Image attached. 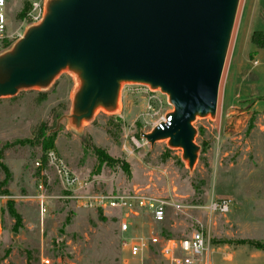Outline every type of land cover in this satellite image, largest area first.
Here are the masks:
<instances>
[{
	"label": "rangeland",
	"instance_id": "374dc122",
	"mask_svg": "<svg viewBox=\"0 0 264 264\" xmlns=\"http://www.w3.org/2000/svg\"><path fill=\"white\" fill-rule=\"evenodd\" d=\"M8 49L32 22V2L7 0ZM257 34V35H256ZM254 35L259 43L254 41ZM264 0H241L220 87L214 119H197L201 147L193 171L181 151L165 142L135 149L130 138L172 110L160 92L123 85L119 110L98 111L80 133L65 120L74 80L62 73L46 91H22L0 99V264H167L156 248L141 258L122 249V234L113 211L77 209L60 198L63 190L48 170L50 201L41 216L29 197L43 160L44 136L55 134L53 149L64 163L91 182L94 191H143L166 204L165 222L155 226L171 238L189 236L203 226L209 246L195 264H264ZM151 97V98H150ZM92 147L111 158L100 162ZM230 198V212L209 216L210 200ZM137 234L148 226L136 222ZM127 236V235H126Z\"/></svg>",
	"mask_w": 264,
	"mask_h": 264
},
{
	"label": "water",
	"instance_id": "95a60500",
	"mask_svg": "<svg viewBox=\"0 0 264 264\" xmlns=\"http://www.w3.org/2000/svg\"><path fill=\"white\" fill-rule=\"evenodd\" d=\"M241 0H44L41 18L0 52V99L74 80L66 121L80 133L98 111L119 110L123 85L167 97L170 123L140 131L181 151L193 171L197 119H214ZM162 127V128H161Z\"/></svg>",
	"mask_w": 264,
	"mask_h": 264
},
{
	"label": "built area",
	"instance_id": "2783aa9c",
	"mask_svg": "<svg viewBox=\"0 0 264 264\" xmlns=\"http://www.w3.org/2000/svg\"><path fill=\"white\" fill-rule=\"evenodd\" d=\"M7 0H0V41L7 36V20L5 8ZM32 12L29 14L32 22H37L42 15L43 4L41 1L32 2ZM137 91H144L150 96V90L141 85H133ZM151 98V97H150ZM170 119L161 116L153 125L168 124ZM151 127V128H152ZM162 128V127H161ZM135 149L148 146L144 138L132 136L130 138ZM44 161L38 159L34 162V167L41 172L39 182L34 193L29 196L37 205L41 216L48 213L50 196L47 190L49 179L48 170H51L57 182L63 190L60 197L70 201L77 209L91 211H113L118 218L119 232L122 236V249L131 258H141L149 253L151 248H156L159 256L167 264H195L209 246V236L203 226L193 230V232L183 238L165 237L156 231L155 226L165 222L166 204L153 195L146 194L140 190L126 193H105L94 191L90 180L84 179L76 172L72 171L54 150L45 153ZM232 201L230 198H214L203 207L209 215H226L230 212ZM144 222L148 226V234H137L136 222ZM127 235V236H126ZM42 263L49 264L48 259H42Z\"/></svg>",
	"mask_w": 264,
	"mask_h": 264
},
{
	"label": "trees",
	"instance_id": "16d2710c",
	"mask_svg": "<svg viewBox=\"0 0 264 264\" xmlns=\"http://www.w3.org/2000/svg\"><path fill=\"white\" fill-rule=\"evenodd\" d=\"M254 41L256 43L260 42L259 39L255 35H254ZM54 138H55V134L54 133H51L49 136H44L43 135V140H44V142L46 144V148L48 147L47 150H45V153L47 151H49V150H54L53 149ZM92 150H93L94 154L97 156V158L100 160V162H110V161H112L111 158H109L102 149L96 148V147H92ZM44 160L45 159H43L42 161H44ZM165 237H168V236H165Z\"/></svg>",
	"mask_w": 264,
	"mask_h": 264
},
{
	"label": "crops",
	"instance_id": "0c3cea01",
	"mask_svg": "<svg viewBox=\"0 0 264 264\" xmlns=\"http://www.w3.org/2000/svg\"><path fill=\"white\" fill-rule=\"evenodd\" d=\"M8 2V1H7Z\"/></svg>",
	"mask_w": 264,
	"mask_h": 264
}]
</instances>
